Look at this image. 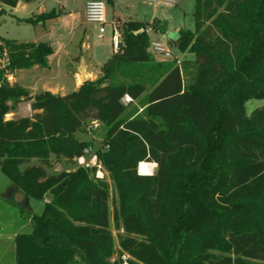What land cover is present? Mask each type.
Segmentation results:
<instances>
[{"label":"trees","instance_id":"obj_1","mask_svg":"<svg viewBox=\"0 0 264 264\" xmlns=\"http://www.w3.org/2000/svg\"><path fill=\"white\" fill-rule=\"evenodd\" d=\"M193 18V31L180 29L170 40L194 53L189 85L178 65L153 60L146 30L157 29L154 23H120L103 76L63 96L31 95L7 80L46 68L48 43L0 38L7 56L0 170L27 198L52 197L41 214H30V231L15 236V264H264V105L245 112L247 101L264 100V0H194ZM141 69L150 72L148 92L141 82L110 83L118 71ZM125 96L140 100L141 115L124 116ZM22 101L31 116L6 120ZM93 121L108 126L97 161L123 188L113 212L123 235L112 263L107 185L83 168L47 171L52 155L72 161L84 154L76 135ZM142 162L156 172L138 174ZM127 190L135 191L131 203Z\"/></svg>","mask_w":264,"mask_h":264},{"label":"rangeland","instance_id":"obj_2","mask_svg":"<svg viewBox=\"0 0 264 264\" xmlns=\"http://www.w3.org/2000/svg\"><path fill=\"white\" fill-rule=\"evenodd\" d=\"M84 0H18L16 8H9L0 3V10L4 11L0 15V38L8 40H16L22 43H48L51 46L52 54L48 57V68L39 73L38 77H24L17 81L18 85L24 87H32L38 81L48 80L50 83L58 82L65 87L62 91L65 94L74 92L73 80L70 76L72 70H77L78 57H85L92 55L95 52L105 51L112 53L113 45L112 37V23L114 22L116 14L120 18L126 20L149 21L152 18L165 20L169 29L175 28L194 30V0H171L174 2L173 6H165L160 4V0L154 2H147L146 0H117L114 3H107V0H102L106 6V22L105 33L103 38H97L98 27L95 25L86 24L84 21V13L82 10V2ZM50 15L46 19L34 20V22H24L25 19H35L37 15ZM21 20V21H20ZM152 23L157 29L152 30L149 39L162 40L167 42L169 48L173 51L176 60H164L157 54H152L155 62L170 63L173 62L181 68L183 73V81L185 85L192 83L195 68L193 66L194 53L189 51V48L178 50L177 43L170 40H176L178 33L169 31L167 34L163 32L162 37L159 36V28L166 26L160 21L153 20ZM163 25V26H161ZM118 32H120V24L114 25ZM90 46V50L86 51L81 47V41ZM106 56V55H105ZM103 60V59H101ZM179 61V62H177ZM7 63V56L5 51L0 52V68L5 67ZM102 67V66H101ZM103 76L100 68L99 76L93 80L96 81ZM150 72L147 69H141L137 75L135 73H127L118 71L117 74L111 78L112 84H129L132 82H141L145 85L146 92L150 90L149 81ZM8 82L11 81L8 79ZM35 80L37 82H35ZM35 82V83H34ZM10 83V82H9ZM11 84V83H10ZM14 84V83H13ZM264 105V100L251 99L245 104L246 115H250L255 109L261 108ZM26 112L30 114V109L27 104ZM12 112V111H11ZM130 113L135 115L142 114V106L140 100L130 102L125 117H129ZM7 118V116H6ZM108 126L102 123L88 122L84 125L81 132L77 133L78 141L86 143L87 148L84 150V159L90 167L85 168L77 163L76 158L68 161L62 157L50 156L51 166L47 170L49 174H58L60 172H75L79 168L87 169L90 177L94 180H99L107 185L109 192V209H110V231L112 233L114 244V255L110 262H114L119 257L118 237L123 235V230L117 228L113 221L114 209L119 208L120 188L112 179L110 171L100 162H96L95 166L91 162L93 155L101 153L104 150L103 140L105 138ZM36 163V160H31ZM152 164V163H151ZM98 165L100 168H98ZM92 167L95 169L91 170ZM25 165L21 167L24 169ZM99 170L102 179L96 178V171ZM156 172V165L151 174ZM139 173V169L137 170ZM141 175V174H140ZM12 188L9 179L0 170V264H12L11 253L15 250L13 239L19 233L28 232L31 229L30 214H41L43 205L51 200V195H46L42 201L33 198H26L19 206L13 204L12 199L8 194ZM124 192V198L128 203H131L135 191L127 190ZM4 241V243L2 242ZM122 260L127 258L126 255L121 256ZM125 264V263H124Z\"/></svg>","mask_w":264,"mask_h":264},{"label":"crops","instance_id":"obj_3","mask_svg":"<svg viewBox=\"0 0 264 264\" xmlns=\"http://www.w3.org/2000/svg\"><path fill=\"white\" fill-rule=\"evenodd\" d=\"M87 1H89V0H84L82 2L83 13H84L85 4ZM114 1H117V0H114ZM114 1H113V3H114ZM17 5H18V3H17ZM153 20L160 21L163 24H165V26H166L165 33L166 34L169 31H174L175 33L176 32L178 33V31L180 29H182L179 27V28H175L173 30H170L166 21L158 19V18H152L149 21L144 20V21H140V22L152 23ZM124 21H128V20H126L124 18H120V16L118 14H116L114 22L112 23V26H111V29H112L111 32H113V25H115V24L119 25L120 23H122ZM133 21H137V20H133ZM147 30H149L148 34L150 32H152L151 28H147ZM187 30H190V29H187ZM162 35H165V34L159 33V36L156 35V37L157 38L160 36L162 37ZM97 38H98V33H97ZM85 40L82 39L81 47H84L86 49V51H88V50H90V46L85 43ZM153 41H155V40H153ZM156 41H162V40H156ZM35 44H37V43H35ZM114 52H115V49L113 48L112 53L108 52L105 54V51L101 50L100 52H95L92 55H86L85 57L76 58L78 68H77V70H72L70 72V76L72 77L73 85H74L73 91H76L83 82H85L87 80H89V81L95 80L100 74L101 66L114 54ZM101 59H103V60H101ZM47 60H48V58H47ZM47 68H48V64H47L46 68H41L39 66H33L29 69L18 70L16 72L8 75L7 78L11 80V81H9L11 84L14 83V84L18 85L17 81H19L21 78H24L27 76L28 77H33V76L38 77L39 73L44 72ZM35 82H37V81L35 80ZM18 86L26 89L31 95L39 93V92H50L53 95H60V96L66 95L64 92H62L65 90V87L63 85H60L58 82L50 83L48 80H43V81L39 80L38 83H35L32 87H24L21 85H18ZM25 104H27V106L29 107V102H25V101L20 102L17 105V108L15 110H13L12 112H10L9 114L6 115L7 116L6 120H14V119H19V118L30 117L31 111H30V114H28L26 112V107L24 106ZM29 109H30V107H29ZM15 191L16 190L11 188L10 192L8 194L9 198L12 199V202H13V195H14ZM14 237H15V235H14ZM13 241H14V239H13ZM2 242L4 243V241H2ZM0 252L3 253V251L1 249H0ZM11 254H13V255H11V259L14 261V264H15V250ZM3 255H4V253H3ZM11 263L13 264V262H11Z\"/></svg>","mask_w":264,"mask_h":264},{"label":"built area","instance_id":"obj_4","mask_svg":"<svg viewBox=\"0 0 264 264\" xmlns=\"http://www.w3.org/2000/svg\"><path fill=\"white\" fill-rule=\"evenodd\" d=\"M147 2H154L155 0H146ZM161 5L165 6H173L174 2L171 0H160ZM84 20L87 24L95 25L98 27V38H103V34L105 32V25L106 22V6L105 3L102 0H89L85 4L84 8ZM148 33L149 30H146ZM120 41V34L116 27L113 25V32L111 37V42L113 45V48L116 49L117 45ZM151 53L157 54L161 56L164 60H176L174 57L173 51L169 48L167 45V42L162 41H150V47ZM179 62V61H177ZM123 102L125 104H128L131 102V99L128 96H125L123 99ZM94 124L97 122L93 121ZM86 152V150H85ZM76 161L79 165L84 166L85 168L90 167L89 164L85 162L84 155L77 157ZM91 162H93L92 166L96 165L97 158L95 155L92 156ZM98 168L100 166L98 165ZM96 178L102 179L101 172L99 170L96 171Z\"/></svg>","mask_w":264,"mask_h":264},{"label":"water","instance_id":"obj_5","mask_svg":"<svg viewBox=\"0 0 264 264\" xmlns=\"http://www.w3.org/2000/svg\"><path fill=\"white\" fill-rule=\"evenodd\" d=\"M0 3L9 8H15L17 6L18 0H0ZM26 198L27 197L22 192L16 190L13 195V202L17 205H20L24 200H26Z\"/></svg>","mask_w":264,"mask_h":264},{"label":"bare ground","instance_id":"obj_6","mask_svg":"<svg viewBox=\"0 0 264 264\" xmlns=\"http://www.w3.org/2000/svg\"><path fill=\"white\" fill-rule=\"evenodd\" d=\"M153 168H154V163L151 164V163L142 162L138 165L139 173L141 175L151 174L153 171Z\"/></svg>","mask_w":264,"mask_h":264}]
</instances>
